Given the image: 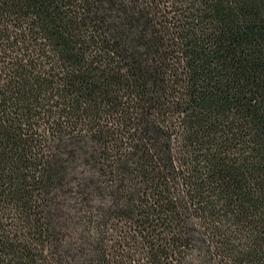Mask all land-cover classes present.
Wrapping results in <instances>:
<instances>
[{"label":"trees","instance_id":"1","mask_svg":"<svg viewBox=\"0 0 264 264\" xmlns=\"http://www.w3.org/2000/svg\"><path fill=\"white\" fill-rule=\"evenodd\" d=\"M0 264H264V0H0Z\"/></svg>","mask_w":264,"mask_h":264}]
</instances>
